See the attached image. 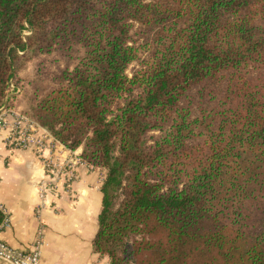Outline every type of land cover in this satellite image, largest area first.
I'll return each mask as SVG.
<instances>
[{
    "label": "trees",
    "instance_id": "1",
    "mask_svg": "<svg viewBox=\"0 0 264 264\" xmlns=\"http://www.w3.org/2000/svg\"><path fill=\"white\" fill-rule=\"evenodd\" d=\"M53 53L24 114L104 170L93 250L264 264V0H0V108Z\"/></svg>",
    "mask_w": 264,
    "mask_h": 264
},
{
    "label": "crops",
    "instance_id": "2",
    "mask_svg": "<svg viewBox=\"0 0 264 264\" xmlns=\"http://www.w3.org/2000/svg\"><path fill=\"white\" fill-rule=\"evenodd\" d=\"M67 151L80 157L82 148ZM67 151L58 156L68 157ZM76 172V180L68 188L61 186L56 198L48 200L51 204L40 209L36 185L43 177L42 163L32 150L11 151L1 144L0 240L26 250L40 237L42 264H109L92 248L105 172L88 164L77 166Z\"/></svg>",
    "mask_w": 264,
    "mask_h": 264
},
{
    "label": "built area",
    "instance_id": "3",
    "mask_svg": "<svg viewBox=\"0 0 264 264\" xmlns=\"http://www.w3.org/2000/svg\"><path fill=\"white\" fill-rule=\"evenodd\" d=\"M12 87L10 83L11 90H13ZM1 133L4 135L1 136ZM1 144L11 151L32 150L36 153L43 170V177L36 185L40 209L51 204L48 200L56 198L61 186L68 188L76 180L77 166L86 164L80 157L74 154L71 156L67 148L40 124L6 107L0 108ZM50 151L55 152L54 156ZM66 151L69 154L68 157L62 159L58 156ZM6 222L4 226L7 225ZM41 245L40 237L26 250L14 249L0 240V261L6 264H42Z\"/></svg>",
    "mask_w": 264,
    "mask_h": 264
},
{
    "label": "rangeland",
    "instance_id": "4",
    "mask_svg": "<svg viewBox=\"0 0 264 264\" xmlns=\"http://www.w3.org/2000/svg\"><path fill=\"white\" fill-rule=\"evenodd\" d=\"M66 64V60L62 59L56 53L51 55H39L27 62L26 65L17 73L18 81L15 84L11 83L13 90L10 89L9 95H15L17 97L15 103H17V106H20L12 110L16 111L20 115H24L27 119L38 123L24 114L25 111L29 112L26 104L27 97H29V93L34 85H38V87L43 88L49 87L52 83L50 76L58 70L66 67ZM72 66L73 64H67V67L71 68ZM136 69V65L130 66L128 69V75H131ZM15 87L18 88L16 91H14Z\"/></svg>",
    "mask_w": 264,
    "mask_h": 264
}]
</instances>
